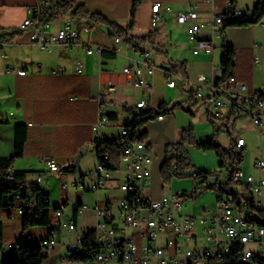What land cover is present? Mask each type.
Segmentation results:
<instances>
[{
  "label": "crops",
  "instance_id": "0c3cea01",
  "mask_svg": "<svg viewBox=\"0 0 264 264\" xmlns=\"http://www.w3.org/2000/svg\"><path fill=\"white\" fill-rule=\"evenodd\" d=\"M35 1L0 0V33L20 31L10 40L0 43V156L13 153L15 126L23 125L25 140L22 155L14 160L12 170L26 172L27 187L34 184L47 193L49 222L23 230L21 217L15 214L14 209H2L0 244L12 242L16 245L15 249L20 243L41 244L52 232L56 244L47 250V258L42 264H95L93 260L72 258L66 245L73 243L76 235L93 229L97 221L92 211L79 212L72 208L73 205H93L108 201L114 203L121 195L117 186V173L104 187L93 191L88 189L94 182L92 172L98 161L91 125L97 118L99 99L105 100L109 114L108 123L100 128L99 133L104 135L103 139L109 140L119 138L121 127L132 122L144 110L136 106L141 99L151 100L158 105L165 104L167 107L183 101V105L180 103L179 106L183 109L186 105L183 110L191 117L183 115L176 107L165 112L162 119L152 118L137 128L140 134L144 133L143 139L149 145L147 166L149 162L157 161L159 171L165 156L173 153H166L165 147L178 141L182 129L192 127L196 142L210 139L211 132L207 136H197L198 122L194 112L197 113L202 107L204 117L214 120L206 107L193 104L192 84L176 79L173 87L166 85L167 72L172 71L191 80L198 74H204L218 81L222 72V45L226 43L236 51L232 74L249 90L264 89V19L256 25L223 26L225 20L237 18L232 15V9H239L249 17L256 0H233L232 4L229 0H142L136 8L133 25L128 30L130 37L146 39L140 44V50H135L123 38L112 36L107 25L72 14L73 8L81 5L87 12L99 14L127 29L133 0L51 1V4L71 5L66 12L50 15L51 33L65 23L76 27L89 23L92 29L89 33L80 32L79 41L82 45L69 50L58 48L47 52L29 42V29L20 28L28 7ZM154 2L171 6L172 12L162 13L157 25L151 27V5ZM190 8L196 10L197 22L204 24L200 37L213 40L214 50L211 54H193L186 25L175 19L176 12ZM216 16L223 17V23L216 26L221 33L219 36H213L208 26ZM88 42L103 47V51L86 55L84 47ZM143 52L149 54L156 67L152 77L145 75L152 81L149 90L127 83V77L122 72L126 65H140ZM77 59L83 62L82 73L75 71ZM20 69H24L25 74H19ZM242 119L232 121L234 133H227L231 143L236 135L241 136L242 129L239 127L237 131L236 126ZM214 122L220 128L221 121ZM83 147H87L85 152L74 167H69ZM44 158H53L60 170L50 172L44 164ZM37 173H42L40 180H37ZM80 178L84 182L83 189L74 186ZM69 186L73 187L70 194L67 192ZM164 187L162 182L156 196H151L150 176L146 191L153 198L173 192L165 191ZM185 204L186 201L184 207ZM56 210L60 211L59 215L55 214ZM71 219L75 223V230L62 228L61 224ZM15 253L18 254V251L15 250Z\"/></svg>",
  "mask_w": 264,
  "mask_h": 264
},
{
  "label": "built area",
  "instance_id": "2783aa9c",
  "mask_svg": "<svg viewBox=\"0 0 264 264\" xmlns=\"http://www.w3.org/2000/svg\"><path fill=\"white\" fill-rule=\"evenodd\" d=\"M51 1L63 0H36L28 7L20 28L30 30L29 42L47 52L58 48L69 50L82 45L79 41L80 32L89 33L91 24L85 23L79 29L75 25L65 23L51 33ZM229 2L232 4L233 0ZM171 12L172 7L169 5L152 3L150 26L157 25L162 13ZM231 12L237 18L243 15L239 9H232ZM175 19L178 23L186 25L187 38L193 54L213 52V40L204 39L199 35L204 24L197 22L195 9L178 11L175 13ZM222 23V16H216L208 23L213 36L221 34L216 26ZM103 49L91 42L84 47L86 55L100 54ZM1 53L0 49V55ZM141 56L140 65H126L122 72L127 77V83L149 90L152 81L145 75L152 77L156 67L147 52H143ZM254 60H257V56ZM75 71L83 72V62L79 59L76 60ZM18 73L25 74V70L20 69ZM167 73L166 85L169 87L175 85L176 79L192 84L193 104L203 105L209 110L212 119L221 121L222 132L233 134L232 121L247 118L261 129L258 148L264 145V89L249 90L233 74L223 81H214L204 74H198L191 80L172 71ZM109 90L110 88L105 93ZM136 106L153 113L155 119H162L165 115L160 112L159 105L151 100L141 99ZM105 107V100L99 99L97 118L91 125L95 141L104 138L99 130L109 121ZM128 134V127H121L120 136ZM138 135L136 129L135 137ZM233 144L236 149L243 150L246 141L244 137L236 135ZM148 154V143L144 139H135L133 142H127L121 149L116 169H107L97 161L92 172L94 182L88 189L93 191L104 187L117 173V186L121 195L114 203L108 201L93 205H73L72 208L79 212L92 211L97 220L93 227V241L97 251L87 253V260H93L95 264H264V222H260L264 219L260 215V212H264V156L254 162V167L262 172L257 176L251 173L245 176L241 164H235L225 170L231 184L238 185L242 192L250 195V200H238V193L230 190L228 184L218 185L215 188V205L194 215L183 211L184 201L193 197L194 188L187 193L173 191L157 198L148 194L146 188L151 176L146 164ZM102 160H108L107 153L102 154ZM43 161L50 172L60 170L53 158H44ZM187 175L195 179L198 177V171L193 170ZM41 177L42 173H37V180ZM7 178L13 180L12 170H9ZM74 186L85 188L83 179L75 181ZM15 201L13 209L15 214L21 217L31 204L19 194L15 196ZM55 214L59 215L60 211L56 210ZM61 226L67 231L75 230L72 219ZM53 236L51 232L40 244L45 251L56 244ZM15 247L12 242L1 245L2 257L10 256ZM66 247L71 253L86 254L80 234Z\"/></svg>",
  "mask_w": 264,
  "mask_h": 264
},
{
  "label": "trees",
  "instance_id": "16d2710c",
  "mask_svg": "<svg viewBox=\"0 0 264 264\" xmlns=\"http://www.w3.org/2000/svg\"><path fill=\"white\" fill-rule=\"evenodd\" d=\"M142 0H133L132 6L129 13V27L124 29L118 24L108 21L101 15L96 13H89L81 5H77L73 8L72 14L78 17L90 18L94 22L103 23L107 25L111 30V35L117 38H123L131 47L135 50H140V44H142L145 38H133L128 35L129 28L133 25L134 14L136 8L141 3ZM71 8L68 3L64 4H51L49 7V13L54 16L58 12H66ZM264 19V0H256L255 5L251 11V15L247 17L242 15L238 18H230L224 21V28L227 26H248L256 25L262 22ZM20 31L14 30L11 32L0 33V43L10 40L13 35L19 34ZM236 51L233 46L229 44L222 45L221 62L222 67L221 77L218 81H223L232 75V70L234 68ZM180 103H172L169 107L165 104H160V112H167L170 109H174L179 106ZM154 118V114L147 110H143L138 113L132 122L126 124L125 126L129 129V134L125 136H119L116 139H101L95 141V149L97 153V160L103 164L107 169H116L119 161V155L121 149L127 142H133L135 139H143L144 133L135 137V130L146 123V121ZM213 132L210 139L206 142H196L195 136L193 134V128L189 127L182 129L179 134V139L176 143L165 147V152L172 151L173 154L170 156L166 155L163 163L159 169L160 177L163 184H167L171 178L182 177L185 172L190 167L188 153L185 149L186 144H194L202 150H213L219 157L220 168H225L228 170L235 164H241L243 159V152L240 149H236L233 143L230 144L228 148L223 147L217 142V138L220 135V128L216 127L214 120L209 119ZM25 140V128L21 124L15 126V140H14V151L11 155L0 156V210L13 208L16 204L15 196L20 195L22 199L27 198L31 204V207L27 208L21 215L23 230H28L34 226L46 225L49 222V212L47 204V193L41 190L37 186L28 187L25 184L26 172L12 170L13 162L16 158L22 155L23 145ZM108 154V160H102V154ZM9 170L13 172V180H9L8 173ZM209 172L199 170L198 177L201 178L202 182H207V187L216 188L218 185L227 186L231 184V179L228 178V183H208ZM220 187V186H219ZM260 215L264 217V212H260ZM264 222V219L260 220ZM93 229L87 230L81 234V241L86 252L85 255H79L77 253H72V258L76 260L86 261L87 253L96 252L97 246L93 241ZM2 237V223L0 222V240ZM1 247V244H0ZM18 251V254L15 253ZM12 251L11 255L8 257H2L1 264H42L47 258V251H45L40 244L36 243H20L18 247Z\"/></svg>",
  "mask_w": 264,
  "mask_h": 264
},
{
  "label": "rangeland",
  "instance_id": "374dc122",
  "mask_svg": "<svg viewBox=\"0 0 264 264\" xmlns=\"http://www.w3.org/2000/svg\"><path fill=\"white\" fill-rule=\"evenodd\" d=\"M78 28L81 29V25H78ZM181 105H183V101H180ZM186 108V105L183 106V109ZM180 111L183 115L190 114L183 110L181 106H177L176 108ZM195 115V119L198 122V133L197 136L201 135L204 136L213 132V127L211 126L207 117H204L203 108L200 107L197 113H193ZM241 128L243 136L246 140V147L242 151L243 152V159L241 161V168L243 170L244 175H248L249 173L257 176L262 174V172L254 167V162L257 158L264 156V145L259 147V128L254 125L249 119L243 118L236 126L237 128ZM238 131V129H237ZM230 136L227 133H220L217 138V142L222 145L223 147L228 148L231 144ZM200 140V139H198ZM200 142V141H198ZM185 149L188 153L190 167L185 172V176L182 177H173L168 184L165 185V191L173 190V191H181L182 189L187 193L191 191L194 187V194L193 197L187 198L184 212L185 213H192L194 215H198L201 213L203 208H211L216 203L217 192L212 187H207V182H202L200 177L192 179L187 174L193 170L199 171H206L209 172L208 183H228V175L225 171V168H220L219 166V157L213 150H202L195 146L194 144H186ZM173 154V153H172ZM148 166L151 170V196H156L161 187V178L158 171L157 161L149 162ZM70 181V180H69ZM228 188L232 191H236L238 200L240 199H248L250 200V195L245 192H242L238 185L230 184ZM181 189V190H180ZM73 187L69 186L67 192L72 193ZM71 205V203H70ZM264 208V206H263Z\"/></svg>",
  "mask_w": 264,
  "mask_h": 264
},
{
  "label": "water",
  "instance_id": "95a60500",
  "mask_svg": "<svg viewBox=\"0 0 264 264\" xmlns=\"http://www.w3.org/2000/svg\"><path fill=\"white\" fill-rule=\"evenodd\" d=\"M86 148H87V147H83V148L78 152V154L76 155V158H75V160L73 161V163H71L70 165H68L69 167H74V166H75V164L78 162L80 156L85 152Z\"/></svg>",
  "mask_w": 264,
  "mask_h": 264
}]
</instances>
